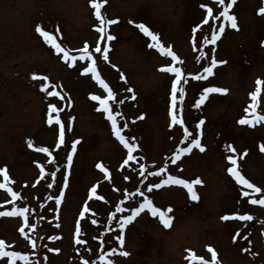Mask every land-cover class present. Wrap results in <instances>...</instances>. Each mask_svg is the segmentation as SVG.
<instances>
[{
    "label": "rangeland",
    "instance_id": "rangeland-1",
    "mask_svg": "<svg viewBox=\"0 0 264 264\" xmlns=\"http://www.w3.org/2000/svg\"><path fill=\"white\" fill-rule=\"evenodd\" d=\"M203 3L213 8L212 16L201 7ZM262 6L264 0H236L230 13L237 17L238 29L225 22L224 33L216 44L209 45L203 41L210 39L223 21V6L216 0H107L102 14L118 22L108 27L115 39L101 41L102 45L110 44L109 60L104 61L102 54L94 51L99 39L94 25L99 21L89 0H0V167L6 166L9 174L5 181L0 173V183L20 193L13 200L8 188H0V212L13 207L28 209L27 223L19 215L0 216V239L5 240L6 251L28 253L27 264H84V260L105 264L99 256L109 247L121 248L117 240L119 217L130 215L143 202L136 192L139 188L157 207H171L173 221L165 228L158 216L143 210L124 229L122 250L129 255L108 251L115 264H189L188 249L210 260L207 245L215 248L220 264H264V205L250 203L261 193L238 184L227 172L231 165L226 159L229 154L237 155L241 173L264 189V152L260 150L264 122L255 126L238 123L252 102L249 93L255 90V81L264 80V14L258 12ZM140 22L158 33L161 43L171 45L180 57L173 66L184 73L178 86L184 89V99L178 100L177 109L183 124H173L170 115L175 74L161 70L173 61L158 48L149 47L153 41L136 27ZM37 24L52 32L77 58L84 43L89 44L101 78L116 93L109 104L120 113L118 126L130 143L138 145L133 152L136 159L123 164L127 149L113 134L111 122L99 110V101L90 97H104L107 91L91 73L82 72L88 61L77 59L70 67V62L36 32ZM212 56L226 63L203 78V67L210 65ZM121 74L126 79L121 80ZM45 75L49 81L42 80ZM44 83L50 84L48 91L55 85L63 99L42 91ZM207 87L229 91L209 93L205 102L195 107ZM258 99L257 111L264 114V87ZM49 104H54L55 110L50 112ZM49 115H59L65 125L62 144L60 126L55 119L48 124ZM201 118L205 123L197 128ZM185 127L193 133L187 139ZM197 135L205 150L193 147L173 164V154ZM29 139L33 147L28 146ZM77 139L69 167L67 155ZM226 144H232L236 153H230ZM42 147L48 152H41ZM244 150L247 154L240 156ZM97 163H103L108 173L97 168ZM141 164L147 165L144 172ZM160 168L166 171L154 175ZM65 174L68 186L57 205L49 197L59 195ZM168 175L201 178L203 183L195 185L199 199L192 200L186 188L175 184L149 191L148 185ZM93 185L97 186L96 196L89 195ZM242 189L250 195L244 196ZM85 204L89 211L81 217ZM116 205L123 211L117 212ZM231 213H247L253 219H221ZM78 221V238L83 243H77ZM33 224L35 228L30 227ZM9 259L0 257V264H8ZM16 264L25 262L17 258Z\"/></svg>",
    "mask_w": 264,
    "mask_h": 264
},
{
    "label": "snow or ice",
    "instance_id": "snow-or-ice-1",
    "mask_svg": "<svg viewBox=\"0 0 264 264\" xmlns=\"http://www.w3.org/2000/svg\"><path fill=\"white\" fill-rule=\"evenodd\" d=\"M236 0H216V3L223 6V10L220 12V16L223 17V21L219 24V29L218 31H213L211 34V38H205L203 41L204 43H207L209 45H214L216 44L217 40L220 38V36L224 33L226 24L232 28V29H238V20L237 17L230 13V9L233 8ZM90 5L94 9V16L96 19L99 21L97 25H94L96 28L97 32L99 33V39L95 44L94 51L97 54H102V59L104 61L109 60V51H110V44L104 43L103 45L101 44V41H112L115 39V36L112 35L108 31V27L110 25H113L117 23V19H108L106 18L105 15L102 14V7L107 3V0H89ZM203 9L207 11L208 16H212L213 14V8L209 7L208 3H203L201 5ZM259 14H264V6L260 7L258 9ZM206 22V21H205ZM129 23H134V21H129ZM136 27L147 37L151 38V41H153L152 44L149 45V47L153 48H158L161 53H165L168 56L171 57L173 64H170L166 67H162V71H167L168 73H174L175 78L171 81V87H170V97H171V108H170V115H171V120L173 124H183L184 120L182 118H178V100L183 101L184 99V89L182 87H178L181 84L182 77L184 76V73L180 67L173 66L176 62L180 61V57L176 54L175 51L172 50L171 45L165 46L163 43H161L159 34L154 32L147 26L145 23L140 22L136 23ZM200 25L197 24L196 28H199ZM36 32H38L44 39V41L51 45L56 53L62 54L61 58L66 61L70 62L69 66H73L76 64L77 59L79 60H86L88 61V64L86 67L82 68V72L84 74L91 73L92 77L99 82V84L107 91V95L104 97H101L96 94H90V97L93 101H99V110H102L106 116L107 119L111 122V127H112V132L113 134L119 139V141L124 145V147L127 149V159L123 161L124 165H127L130 160L136 159V157L133 155L134 150L138 147L136 143H130L128 139L125 137V135L122 134V128L118 126V120L117 117L120 115L118 112H114L111 110L109 101L113 100L116 98V93L113 91V89L109 86L108 83L105 82L104 79L101 78V74L97 69V59L93 55V52L90 51L89 49V44L87 42L84 43L83 47L79 49L80 55L77 58L76 55H70V52L68 49L64 48L61 43H58L55 36L53 35L52 32L46 31L44 27H42L40 24L36 25L35 28ZM57 32L60 31V29L57 27L56 29ZM195 31V29H193ZM262 44H264V41H262ZM211 51H214L212 49ZM203 54V53H202ZM226 63L223 59H217L215 56L211 57L210 60V65L203 67V72L205 73V76L203 78H207V76L213 74V69L217 65H222ZM112 67H116V65H112ZM190 75V74H189ZM37 74L33 73V79H37ZM196 78H201L197 76ZM121 80L126 79L123 74L120 76ZM43 81H49V78L45 75L42 77ZM256 87L254 91H251L249 93V96L251 97L252 102L244 109L246 115L242 116L239 120L238 123L241 125H249V126H255L257 124H261L264 122V114H261L259 111H257L258 104H259V95L262 91V87H264V80L257 78L255 81ZM50 87L49 83H44L41 85V90L46 91L48 96H58L61 99L63 97L61 96V93L58 91H55V85H51L52 91H48V88ZM128 91L131 93L133 90L131 88L128 89ZM229 91L228 88L225 87H207L203 89V92L201 93L199 99L197 100L195 107H200L205 100L208 97L209 93H227ZM179 93V95H178ZM134 98V94L133 97ZM49 111L51 112L52 110H55L56 106L54 104H49ZM140 118H143V114L141 115ZM53 119H55L56 123L59 124V143L62 144L64 143V132H65V125L63 122L60 121L59 115L53 117L51 115L48 116L47 123L52 124ZM205 123L204 119L201 118L197 124V128H200ZM124 128L127 127V124H124ZM193 133H190L189 130L185 127L184 128V137L185 139L189 138L192 136ZM29 147H33V141L29 139L27 141ZM79 143V139L74 140L72 142V151L68 153L67 155V164L69 167L72 164L73 161V153L76 151V146ZM193 147L199 149L201 152L205 150V146L201 143L200 136L197 135L194 139H191V142L186 146V147H181L177 152H175L172 156V163L175 164L177 160L180 159L182 154L189 153L192 151ZM225 148L230 152V153H236V148L232 144H226ZM41 152H48L47 148H40L39 149ZM260 150L264 152V144L260 145ZM247 154V150H244L243 153H240V156H244ZM51 155V153H49ZM227 161L230 162V167L227 168V172L231 174L235 180L237 181L238 184L242 186H246V188L251 189L255 193H261L260 198L256 199L253 198L251 199L250 203L256 204V205H264V189L261 187H258L255 183H253L251 180L247 179L239 170L238 162H237V155L229 154L226 157ZM97 168L102 169L104 173H108V168L103 164V163H97L96 165ZM140 168L143 169L144 165L141 164ZM165 168H160L157 173H154V175H159L160 173L165 172ZM40 172L41 176L44 175V167H40ZM0 173L3 174L4 180L8 181L9 180V174L7 167H0ZM53 176H55V173H52ZM127 179V177H125ZM203 180L199 177L193 179V180H188V179H183L180 178L179 176H173V175H168L166 179L161 180L159 183L156 184H151L148 185L149 191L152 189H158L163 185H181L184 188L187 189V192L192 200H198L199 196L195 190V185L202 184ZM63 184L64 187L60 189L59 195L53 197H49V199H54L55 203L59 205L61 203L62 197L64 195V189L67 188L68 186V176L65 174L63 177ZM48 187H52L51 184L48 185ZM0 188H8V191L11 193L12 199L15 200L20 193L13 191L11 188L8 187L7 183H0ZM136 192L139 193L141 197H143V202L139 204L138 207H135L131 210L130 215H122L119 217L120 223L118 224V227L120 229V234L117 236V240L119 242V245L121 246L120 249H117L115 247H109L108 251H110L112 254H120L123 256H128L129 253L127 251L122 250V246L125 243V236H124V229L127 224L132 222L138 214H140L143 210L148 209L151 212V215L153 217H159L160 223L165 228L171 227L172 221H173V216L170 214L172 212V208L168 207L167 209H162L160 207H157L154 205L152 200L148 197H145L144 192H142L139 188L136 189ZM242 193L244 196H249L250 193L247 191H243ZM97 194V186L93 185L90 189V196H96ZM131 195V194H130ZM128 197H125L127 199ZM99 199L103 200L104 197L100 196ZM89 211L87 204L84 206V210L81 211L80 215L81 217L84 216L85 212ZM116 211L117 212H122L123 209L121 208L120 205H116ZM28 212V209L25 207H13L11 211L8 212H0V216L3 215H10V216H16L19 215L21 217H24L25 223L28 222V217L26 213ZM239 219L243 221H250L253 219V217L247 213L240 215L238 213H231V214H225L224 216L221 217L222 220H229V219ZM93 223H96V221H93ZM31 228H35L36 226L30 225ZM81 231L80 223L79 221L77 222L76 225V233H77V243H83V241L79 240V233ZM20 232L24 233V228H20ZM49 239H54L55 237H48ZM30 242L33 244V247H35V242L31 241ZM237 236H233V240H236ZM7 244L5 240L0 239V257H8L10 258L8 261V264H16L17 258L20 260H23L25 264H27L29 256L28 253L26 252H19V251H6ZM208 251L211 253V259H205L203 256H198L192 249L186 250L188 252V255L186 256V260L189 261V264H191L192 261H200L201 264H220V261L218 259V254L215 248L212 245H207ZM52 251H59V249H52ZM108 251H106L103 255L99 256V259L101 261H105V264H115V261L111 258H108ZM245 252L248 251V249H244ZM84 264H89L88 260H84Z\"/></svg>",
    "mask_w": 264,
    "mask_h": 264
},
{
    "label": "water",
    "instance_id": "water-1",
    "mask_svg": "<svg viewBox=\"0 0 264 264\" xmlns=\"http://www.w3.org/2000/svg\"><path fill=\"white\" fill-rule=\"evenodd\" d=\"M147 169V165L144 164V168L142 169V171H145Z\"/></svg>",
    "mask_w": 264,
    "mask_h": 264
}]
</instances>
